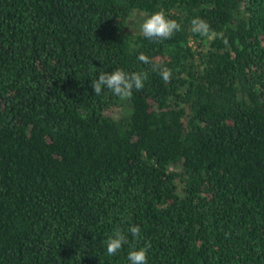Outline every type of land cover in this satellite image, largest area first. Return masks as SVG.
I'll return each mask as SVG.
<instances>
[{
  "label": "trees",
  "instance_id": "obj_1",
  "mask_svg": "<svg viewBox=\"0 0 264 264\" xmlns=\"http://www.w3.org/2000/svg\"><path fill=\"white\" fill-rule=\"evenodd\" d=\"M134 9L181 30L150 40ZM117 68L143 89L96 95ZM145 245L148 264H264V0H0V264H130Z\"/></svg>",
  "mask_w": 264,
  "mask_h": 264
},
{
  "label": "clouds",
  "instance_id": "obj_2",
  "mask_svg": "<svg viewBox=\"0 0 264 264\" xmlns=\"http://www.w3.org/2000/svg\"><path fill=\"white\" fill-rule=\"evenodd\" d=\"M191 31L201 36H208L211 32L208 22L200 17L191 21ZM140 30L144 37L150 40L171 39L175 32L181 30V25L175 19H169L165 10L160 9L148 15L140 24ZM227 42V41H225ZM137 59L144 64L152 63L151 59L141 53ZM153 71H158L161 78L168 82L171 79V69L153 64ZM147 72H126L117 68L112 72H100L98 78L92 80V88L96 95H100L104 89L109 90L114 96L121 99H130L133 90H141L144 87V81L147 79ZM134 239H139L141 229L138 225L127 229ZM106 251L108 255H116L123 245L129 243L128 235L120 227H117L108 236L106 240ZM150 245H145L139 249L129 251L127 259L130 264H148L147 252Z\"/></svg>",
  "mask_w": 264,
  "mask_h": 264
},
{
  "label": "rangeland",
  "instance_id": "obj_3",
  "mask_svg": "<svg viewBox=\"0 0 264 264\" xmlns=\"http://www.w3.org/2000/svg\"><path fill=\"white\" fill-rule=\"evenodd\" d=\"M145 19V13L142 10L139 9H134L131 17L129 18L126 28L131 29V30H136L140 28V24L143 22ZM121 109L118 107H113L111 110L108 112L109 114L113 116H117L120 114Z\"/></svg>",
  "mask_w": 264,
  "mask_h": 264
}]
</instances>
